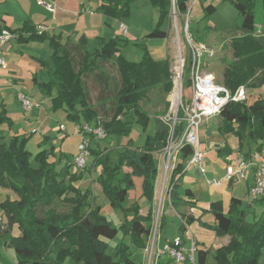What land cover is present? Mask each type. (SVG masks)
Listing matches in <instances>:
<instances>
[{"label": "trees", "instance_id": "16d2710c", "mask_svg": "<svg viewBox=\"0 0 264 264\" xmlns=\"http://www.w3.org/2000/svg\"><path fill=\"white\" fill-rule=\"evenodd\" d=\"M131 0H101L98 8L105 16L121 20L129 16ZM160 14V19L148 38L166 39L164 23L170 21L174 5L172 0H150ZM190 0H175L178 16L189 14ZM235 5L242 17L238 29L243 33L232 40L234 61L223 71V85L232 93L240 87L261 88L264 86V23L261 26V36L256 26V5L260 0H224ZM262 1L264 15V0ZM216 11L213 5L204 8L206 17ZM3 29L0 26V30ZM19 44L30 42L44 43L48 41L52 50L54 71L48 82H40L33 78L34 84L41 94L51 99V109L54 112L63 110L67 119L75 124L93 123L99 119V113L92 104L86 78L95 76L99 85L98 97L102 109L110 103L108 77L99 72L101 66L113 63L119 75L120 86L111 101L112 115L102 124L107 136L127 137L135 123L147 129L151 118L139 107V103L147 98L149 91L160 89L169 95L174 88V72L170 58L156 61L147 48L143 47L144 55L140 62H130L120 54L118 39L102 40L100 48L93 54L83 50L86 39L81 38L77 44L61 42L59 37L48 38L45 33L38 34L35 26L24 23L16 30ZM142 47V45H140ZM189 60V59H188ZM188 62V61H187ZM42 63V62H41ZM184 77V90L191 87L188 68ZM105 112V111H104ZM219 117L222 125L221 134H232L239 139V150L242 152L246 141L259 143L257 151L264 147V99L257 97L248 102H229L221 111ZM156 133L147 136L144 146L133 147L130 141L117 162L111 161L110 152L100 149L92 150L95 164L100 167L97 178L98 185L114 210H121L123 220L119 227L113 225L102 216V209L95 203L96 198L90 189L82 190L76 184L84 179L83 173H73L72 161L60 153L59 163L51 161L55 156V148L42 150L32 160V155L26 149V135L13 137L5 141L0 131V187L15 192L18 200H6L1 203L3 211L9 218V224L4 229L10 231L17 225L20 234L12 237L9 246L16 253L17 264H142L137 256L148 247L156 210L155 191L159 180V167L155 154L162 153L168 145L171 128L160 119L155 120ZM0 125L13 126V121L7 116L5 109L0 111ZM182 126L175 130V136L180 134ZM51 139V138H50ZM46 143L48 138L44 140ZM43 147V145H42ZM229 155L228 146L219 150ZM191 155V148L185 146L178 154V164L171 177L170 207L177 212L185 225L195 222V217L180 213L183 206L193 207L191 202L181 199L182 196L193 200L190 190L183 188L182 175L184 162ZM244 157H248L244 155ZM247 159V158H246ZM129 170L128 172H125ZM143 179V197L150 203L148 213L141 211L138 203L126 208L128 193L135 187L134 178ZM249 196V194H248ZM250 197V196H249ZM60 200L68 206V211L59 212L53 204ZM263 207L258 216L251 220L244 209V201L232 198L228 213H224L221 201L213 202L210 212L214 217L212 226L217 237H230L226 246L215 250L212 258L215 264H264V196L252 200ZM247 206H251L247 204ZM246 206V207H247ZM166 215L162 214L159 229L164 224ZM2 231V230H0ZM122 232L129 243H121L117 247L116 256L108 255V244L102 239H114ZM125 241V240H124ZM165 241L159 248H162ZM133 249V250H131ZM136 252L137 255H133ZM210 252L197 250V263L205 264ZM157 264H175L168 256L159 257Z\"/></svg>", "mask_w": 264, "mask_h": 264}, {"label": "rangeland", "instance_id": "374dc122", "mask_svg": "<svg viewBox=\"0 0 264 264\" xmlns=\"http://www.w3.org/2000/svg\"><path fill=\"white\" fill-rule=\"evenodd\" d=\"M126 2L128 0H122ZM174 0H172L173 2ZM195 0L189 1V17H188V27H189V34L193 35L194 39L198 42H204L210 47L217 50L216 57L211 60L207 61L206 66L203 68L206 72L214 74L217 83L223 84V71L228 66V64L234 61L233 57V50L231 48L232 40L235 38H239L243 35V33L238 29L241 25L242 17L240 16L239 11L235 7V5L231 2H225L224 0H197L195 3L197 5L192 4ZM86 7H89V12L86 9H82L81 16L78 19L72 20L69 22V26L77 25L82 26L84 24L89 25L90 12L93 15H97L96 9L101 4L100 0H86ZM91 4V5H90ZM175 5V4H174ZM207 5H213L216 8V11L209 17H206L204 12V8ZM262 1L260 0L256 5V21L259 25H262L264 22V15H263V8H262ZM26 8L32 9L31 14H28ZM42 9L37 6L35 0H0V22L4 21L8 26L12 28L21 27L25 21L30 23H34L36 18L41 16ZM101 17L98 21L101 22L103 33L100 35L102 37H106V41L110 39H118L120 45V54L130 62H140L144 55L143 47L147 48L152 58L156 61H163L167 58H170L172 68L178 65L179 61V44H178V34L175 25H178L180 29V41H181V48L184 60L188 57L189 54V45L187 41L186 34H184V28L186 27L187 17L185 16H178L176 12V16L174 15V10L171 15V19L168 22L164 23V31L168 33V37L166 39H156V38H148L147 35L151 33L156 25L159 22L160 14L158 9L153 6L151 1L146 0H131L129 4V16L125 17L121 20L105 17L103 14L100 15ZM97 17V16H95ZM94 18V17H93ZM102 21H101V20ZM95 22L97 19H93ZM123 22L128 27L127 34H122L119 28V24ZM210 27H216V30H210ZM6 29V28H3ZM2 30V29H1ZM8 30V29H7ZM258 30V29H257ZM10 31V30H9ZM91 36L94 33L92 30ZM99 33V31L95 32ZM212 34V35H211ZM97 35V34H96ZM214 36V37H210ZM256 36H261L258 32ZM91 38L90 48H98V40L94 39V36ZM214 38V39H213ZM212 40V41H211ZM48 42V41H46ZM44 42V43H46ZM10 43V42H9ZM7 43L4 46L0 47V51L5 59L6 64H8V68L13 67L14 61H16L14 55L19 56V65H21L17 74H13V72H4L3 76L7 81H9V85L6 86L8 89L5 91L0 92V103L4 100L5 103L8 105L9 115L13 116L16 124V128H19L21 131L20 136H24V132H36L35 129H31V127L26 128L28 131L24 130V127H28V121H32L33 125L37 129L42 132L45 131L44 135H48L51 133L52 125L62 124V127L66 128L65 131H61L59 134V140L56 142V147L58 149H62V154L68 157L70 162L72 163L75 160L77 155L78 146L82 142V136L75 133V123L69 121L67 119L66 113L63 110L54 112L50 107L51 99L41 93H39L38 87L34 86L33 78L31 79V75L33 73H38L37 77L41 78V81L48 82L50 73V69L48 66H53L52 59H51V49H49V43H39V42H30L28 44H18L15 41H12V47H9ZM10 43V44H11ZM25 45V46H23ZM142 45V47L140 46ZM23 51V55L18 54L15 50ZM92 50V51H93ZM23 56L25 57L23 59ZM40 59V60H38ZM205 61V57L203 58ZM40 61H44L46 65H42ZM41 66L42 69H39ZM45 69V70H44ZM41 70H44V73H41ZM99 72L105 73L108 77L109 85V104L104 109H102V105L99 104L98 97L100 93V85L95 78V76H89L86 78V82L88 85V89L90 91L92 97V104L94 108H96L99 113V119L93 123H103L112 115L113 105L111 101H113L114 96L117 93V90L120 86L119 83V75L117 73L116 67L113 63H106L101 66ZM175 74V73H174ZM3 78V80H5ZM39 80V79H38ZM13 81H16L14 84ZM40 81V80H39ZM244 87V86H243ZM249 90L247 87H245ZM180 86L175 79L174 75V88L173 91L167 95L164 94L160 89H153L148 92L147 98L139 103V107L144 110L151 118L149 119V125L146 130L139 124L135 123V119L133 116L129 117V120L132 122L133 130L131 134L127 137L123 136H110L107 140L102 142H92L91 149L96 150L100 149L102 151L106 150L110 152L111 161L117 162L121 156L122 151L125 149V146L132 141V146L135 147H142L144 146L145 140L147 136H153L156 133V119H160L161 121L166 119L169 114L174 112L177 109V106H180L179 102V91ZM262 91V90H259ZM183 97L186 101L187 97L190 96V90L186 89L182 91ZM181 93V94H182ZM263 93V92H262ZM26 95L29 97L35 105H39L38 108L33 109L31 112L24 113L22 110L21 103L19 101L20 95ZM249 95V91H248ZM260 97L264 99V94L257 95V96H250L248 98V104L252 103L255 98ZM1 109V106H0ZM105 111V112H104ZM30 115L35 117L33 118L28 116ZM38 116V117H37ZM216 118V117H215ZM217 120L221 118L217 116ZM39 121V122H38ZM38 122V123H37ZM222 122V121H221ZM37 123V124H36ZM90 123V124H93ZM73 124V125H72ZM14 125V122H13ZM204 125V124H203ZM203 125L201 126L200 135L202 141V147L204 150L203 144V134L204 128ZM2 126V125H1ZM7 127L4 129V137L7 141H10L13 137L9 129L12 128ZM61 127V126H60ZM59 127V128H60ZM16 131V129H15ZM24 131V132H23ZM171 137V136H170ZM170 141V139H169ZM168 141V142H169ZM249 143L250 141H246L243 147L242 152H237L235 157H239L237 155H242L244 152L248 153L249 151ZM164 152L155 154V158L158 162L159 167V179L162 178V169L165 162V158L163 157ZM216 153H206L205 158V171L206 177L218 179L221 178L223 175V164L221 160L217 158ZM59 156L60 153L57 152L55 156H52L51 161L57 163V165H63L64 162L61 164L59 163ZM215 158V160H214ZM174 161H172V164ZM173 166V165H172ZM71 171L73 173H83L84 172V179L77 183L76 186L81 188L82 190L90 189L95 198V203L99 205L102 209V216H104L108 221L112 222L114 226L119 227L123 220V214L121 210H114L109 201L104 196L102 189L98 185L97 178L100 174V167L95 164V158L90 156L87 160V166L83 170H77L76 166L73 164L71 167ZM125 172H128L126 170ZM189 177L195 185H200L201 190L203 191V197L200 199V204L203 206L205 203L209 202L210 200H215L218 195L221 197V192L228 189V186L225 185L221 189H210L206 186V178L201 176L199 172L194 171L192 168L189 173L186 175ZM170 177V176H169ZM168 177V180H169ZM248 177V176H247ZM188 178V179H189ZM207 178V179H208ZM211 180V179H210ZM220 180V179H218ZM135 187L131 189L128 193V197L126 200V208H130L135 203H138L141 207V211L143 214H147L150 208V203L147 201L146 198L143 197V179L142 178H134ZM158 185V184H157ZM155 191V201L154 208L156 212L159 208V200L161 198V185L158 186ZM0 187V196L1 191L5 190L8 193L12 194L6 195L4 200L1 203L5 202L6 200L16 201L18 200V196L15 192L10 189ZM12 192V193H11ZM228 194V193H227ZM225 194L222 198L225 202L224 213H228L229 210V200ZM167 190L164 191V196L161 204V214L166 215L164 224L161 229H157L155 232L157 242L160 241L161 238L168 239L169 241L174 240H182L184 241L186 246H190L189 239L187 234H191L196 240H199L200 243L203 242L202 247L210 248L213 246L214 242V230L212 226L207 222H194L192 224L185 225L186 229H182L183 221L180 215L175 212L169 204L167 199ZM158 197V198H157ZM244 201V209L248 213V218L251 220L253 217L258 216L263 207L258 203L252 201V199L245 195L242 196ZM231 201V199H230ZM247 204L251 205L250 207ZM247 206V207H246ZM53 207L59 212H66L68 211V206L64 204L62 201L57 200ZM183 206L179 209V212H184ZM188 208V207H187ZM9 224V218L3 211L2 207L0 206V264H16V253L13 247L9 246V241L12 237H17L20 234L17 225H13L10 228V231L5 232L4 229ZM154 229V224H153ZM152 229V230H153ZM122 232H119L118 235L114 239H102L104 242L108 244V255L115 257L117 253V247L125 242L130 244L129 239L125 238ZM151 237L148 241L147 249L142 252L140 255H137L136 252H133V255H137L142 258V264H149L151 259V248L152 242L154 239V230L151 233ZM125 240V241H124ZM215 247V246H213ZM133 250V249H131ZM163 257V256H162ZM212 258V257H211ZM209 258L206 264H213V258ZM264 263V255L262 259ZM159 261L155 258H152L151 264H157Z\"/></svg>", "mask_w": 264, "mask_h": 264}, {"label": "built area", "instance_id": "2783aa9c", "mask_svg": "<svg viewBox=\"0 0 264 264\" xmlns=\"http://www.w3.org/2000/svg\"><path fill=\"white\" fill-rule=\"evenodd\" d=\"M196 1L197 0L193 2L192 7ZM37 4L55 14L56 7L52 2H49L48 0H37ZM175 12L176 9L174 5V14H176ZM186 17L187 23L183 32L187 37L189 54L186 60H184L180 41V29L178 28V25H175L178 34L179 61L176 68L175 66L173 67V72L175 73V79L177 78L180 92L182 93L184 90V77H186L185 73H187L186 70L188 68L189 78L191 80V87L189 88L190 96H188L185 101L182 93L179 98V102H181L180 106H177V109L174 110V112L169 114L166 119L162 120L170 126L171 137L164 150L163 157L165 158V162L162 169L163 173L162 178L161 180H158L157 185V188L161 185L162 192L161 198L158 199L159 208L155 215L153 229L154 239L152 242V254L149 264H151L152 258L158 259L162 256H168L173 259L175 264H198V244L191 234H187L190 243L189 247L186 246L182 240L166 242L162 248L158 247L159 242H157L155 232L159 228L160 217L162 216L161 204L164 191L165 189L167 190V199L170 202L172 190L170 182L172 173L178 164V154L185 146L191 148V155L184 162L181 174L185 175L188 173L189 169L196 168L199 174L206 178L205 152L202 147L200 135L201 126L207 120L219 116L222 109L229 102L244 103L248 101L249 98L248 90L245 87H240L236 93L232 94L223 84L217 83L214 74L206 72L203 69L206 66L207 61H211L216 57L217 50L204 42L196 41L193 35L189 34V14H187ZM119 28L122 34H127L128 27L126 24L121 23ZM256 28L260 33L261 27L256 26ZM36 30L38 34H43L46 33L48 27L41 24L36 27ZM17 38V34H14L7 29L0 30V47L17 40ZM204 57L205 61L203 60ZM5 66L6 62L0 51V71L5 68ZM19 101L25 113L31 112L33 109L39 107L38 104L35 105L29 97L23 94L19 96ZM178 126H182V131L175 136V130ZM60 131H65V128L61 126ZM75 133L82 136V142L78 146V153L73 164L76 166L77 170H83L87 166V160L92 155L91 143L105 141L108 139V136L103 124L100 122L93 124H77L75 127ZM172 161H174L173 164ZM251 170L254 171V182L250 186L248 194L252 200H256L264 196V159L258 153L254 154L251 159H246L241 156L235 157L226 168L223 179L210 180L206 178V182L209 187L222 188L224 181L235 182L238 179H245Z\"/></svg>", "mask_w": 264, "mask_h": 264}, {"label": "crops", "instance_id": "0c3cea01", "mask_svg": "<svg viewBox=\"0 0 264 264\" xmlns=\"http://www.w3.org/2000/svg\"><path fill=\"white\" fill-rule=\"evenodd\" d=\"M35 1H36V4H37V0H35ZM48 1L52 2L55 5V7H56L55 14L47 11L46 9L40 7L37 4V6L40 7L42 9V11H43V12H41V16L39 18H36L34 23H30L28 21H25V23H28L30 26H35V27H37L38 25H41V24L47 26L48 30L45 33L47 35V37L48 38H51L53 36L54 37H59L63 44H65L67 42L73 43V44H77L80 41V39L83 37V38L86 39V45L83 47V50L85 52L89 53V54H93L96 50H98L100 48L102 40L106 41V37L105 36L104 37L100 36L103 33V28H102L101 22L98 21V19L101 17L100 15H102L103 13L99 12L98 9H96V12L98 13L97 15L96 14L93 15L90 12V16L89 17L92 18V19L89 20V25L84 24V25L79 26V27L77 25H75V26H69L68 25L70 21L78 19L79 16H81L83 8L86 9L87 12H89V7H86V3H85L86 0H48ZM146 1H149V0H146ZM195 5H197V3ZM26 10H27L28 14H31L32 9L26 8ZM95 16H97V17H95ZM105 17H107V16H105ZM93 19H97V21L95 22ZM107 19H108V21H110L109 17ZM121 23H123V22H121ZM23 24H22V26H23ZM0 26H1V28H6L7 27V28H9L11 30H16V29H19V28L22 27L21 26V27H18V28H12V27L8 26L4 21L0 22ZM257 26L261 27L262 25H259L257 23ZM216 29H217L216 27H210V30H216ZM92 30L94 31L92 36H94V39L98 40V45H97L98 48H95L94 50H93L94 46L92 48H90V46H91L90 45V43H91L90 40H91V38H93L91 36V33H90ZM97 31H99V33H95ZM210 37H214V36H210ZM14 41L16 43H18L17 40H14ZM10 43L8 44V46L12 47L13 44L12 43L10 44ZM47 43L48 42L44 43V45L47 44ZM23 46H25V45H23ZM15 52H17L18 54L20 53V55H23V51H20L18 49L15 50ZM50 53L52 55V53H53L52 50H51ZM14 57H15V59L16 58L17 59H16V61H14L13 67L9 69L8 68L9 65L6 64L5 68H3L0 71V92L7 90L8 88L6 86L9 85V81L6 80L8 78H5V76H3V73L4 72H13V74H17V71H19V69L21 67V65H19L20 64L19 63V61H20L19 60V56L18 55H14ZM24 58L25 57L23 56V59ZM38 60H40V59H38ZM40 63L42 65H46V63L44 61H40ZM39 69H42L41 66H40ZM48 69H50V72L48 70V73L51 74L50 77H49L51 79L52 78V73L54 71V66H52V65H51V67L48 66ZM44 70L43 71L41 70L42 74L44 73ZM37 75H38V73H33V75H31L30 78L32 79V78L36 77L37 79L40 80V82H44V81H41L42 79L38 78ZM3 78H5V80H3ZM13 82H14V84L16 83V81H13ZM34 86H36V85L34 84ZM248 89H249L248 90L249 91V97L250 96L253 97V96L264 94V86L261 87V88H248ZM259 90H262V91H259ZM39 93H40V91H39ZM0 106H1L0 111L2 109H5L6 112H7V116L9 118H11L12 121L14 122L13 127L9 129V132H11L12 137L22 134V133H20L21 131L19 130V128L15 127L16 126L15 120H14L12 115L11 116L9 115L10 113L8 111V108H7L8 105L5 103L4 100L0 103ZM50 107H51V103H50ZM29 117H30V115L27 117L28 120H29ZM31 117L33 118V120H35V117H33V116H31ZM216 118L214 117V118H211V119L207 120L206 122H204V125H203L204 134H203L202 138H203V144H204L205 158H206L207 151H208V153H210V152H212V153H216L217 152L218 153L219 150L224 149L226 146H228L230 148L231 153L229 155L227 154L226 150L223 151L221 155L217 154V158L219 160H221V162L223 164V175H222L221 178H218V179H223L224 175H225V172H226V168L231 163V161L234 159L232 157L235 156V154L237 152H240V150H239V139L236 138L232 134H226V135L221 134L219 132V128L222 125V122H221L222 120L221 119L217 120ZM75 125H77V124H75ZM60 126H62V124H59V123H58V125H52L51 126L52 127L51 133H49L48 135H44L45 131L40 132L37 129V126L35 127L33 125L32 121H28V127H24V130L28 131V129H26V128L31 127V129H35V131H36L34 133L29 132V131H28V133H25L23 131L24 132L23 134L28 137V143L26 145V149L32 155V160H33L34 156H36L42 150H49L51 148H55V154L57 152H59V153L63 152L62 149H58L56 147V145H57L56 142L59 140V134L61 132L60 128H59ZM4 129H6V125H2V126L0 125V131L2 132L3 136H4V134H3L4 133ZM15 129H16V131H15ZM65 130H66V128H65ZM46 138L49 139V141L47 143L44 141ZM5 141L7 142L6 138H5ZM42 145H43V147H42ZM258 146H259V143L255 144V143L250 141L248 153L244 152L242 155H237V156L244 157V155L248 154V157H246V158L247 159H251L254 154L258 153L264 159V147H263L262 151H257L256 149H257ZM214 160H215V158H214ZM191 169H189V171ZM189 171H188V173H189ZM194 171L198 172V170L196 168H194ZM186 175L187 174H185L184 178H183V188L184 189H188V190H190L192 192L193 200H189L185 196H182L181 199L183 201L188 202V203L191 202L193 204V207L192 208L190 206H187L188 208L184 207V212H182V213L195 217V219H196L195 222H198V223L207 221L211 226L215 225L214 217H213V215L210 212L211 204L213 202L221 201L223 203V207H225V202H224L222 197L225 194H227V193H228L227 197H228V200H229L228 205L230 204V199H232V198L243 200L242 196H245V195L248 196L249 188L254 182V171L253 170H251L248 173V175H247L248 177H246L245 179H238L235 182L224 181V184H223L222 187L227 185L228 189L224 190L223 192H221V194H220L221 197L218 195L217 197H215L216 198L215 200H210L209 202H207L203 206H201V204H200L201 200L200 199L203 197V194H202L203 191L201 190V186L200 185H195V183L189 177H187ZM206 178H208V177H206ZM208 179H214V178H208ZM206 186L208 188H210V189L214 188V187H209L207 182H206ZM216 189H221V188H216ZM1 190H2V188H1ZM5 190L1 191L0 202H2L4 200L6 195H10L12 197V194L8 193ZM214 237H215L214 238L215 240L213 242V246H215V247L212 246L210 248L202 247V245H200V244H203V242L200 243L199 240H196L199 250H205V251L210 252V254H208V256L206 257V263L208 262L209 258H211L213 256V254H214V252H215V250L217 248L222 247V246H226L230 242V237L229 236L217 237L215 235ZM165 241H169V240L161 238L160 241H159V247ZM213 264H215L214 260H213Z\"/></svg>", "mask_w": 264, "mask_h": 264}, {"label": "bare ground", "instance_id": "6f19581e", "mask_svg": "<svg viewBox=\"0 0 264 264\" xmlns=\"http://www.w3.org/2000/svg\"><path fill=\"white\" fill-rule=\"evenodd\" d=\"M178 92H179V97H178V99H179L180 98V95H181V92H180V90Z\"/></svg>", "mask_w": 264, "mask_h": 264}, {"label": "water", "instance_id": "95a60500", "mask_svg": "<svg viewBox=\"0 0 264 264\" xmlns=\"http://www.w3.org/2000/svg\"><path fill=\"white\" fill-rule=\"evenodd\" d=\"M173 4H175V0L173 1ZM176 13V12H175ZM174 15H176V14H174Z\"/></svg>", "mask_w": 264, "mask_h": 264}]
</instances>
